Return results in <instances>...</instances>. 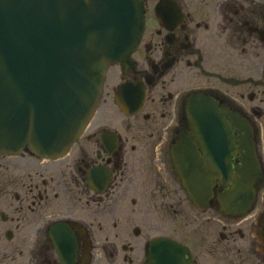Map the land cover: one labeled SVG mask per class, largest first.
<instances>
[{
  "label": "flooded vegetation",
  "instance_id": "1",
  "mask_svg": "<svg viewBox=\"0 0 264 264\" xmlns=\"http://www.w3.org/2000/svg\"><path fill=\"white\" fill-rule=\"evenodd\" d=\"M141 5L137 49L68 154L0 156V264H161L158 238L180 246L171 264H264V0Z\"/></svg>",
  "mask_w": 264,
  "mask_h": 264
},
{
  "label": "water",
  "instance_id": "2",
  "mask_svg": "<svg viewBox=\"0 0 264 264\" xmlns=\"http://www.w3.org/2000/svg\"><path fill=\"white\" fill-rule=\"evenodd\" d=\"M144 30L140 0H0V155L28 146L44 158L67 154L100 105L109 68L136 50ZM193 120L220 118L207 107ZM181 177L193 197L204 191L205 176ZM172 248L179 245L155 240L150 260L171 264Z\"/></svg>",
  "mask_w": 264,
  "mask_h": 264
}]
</instances>
